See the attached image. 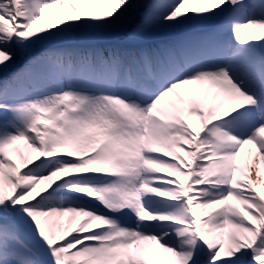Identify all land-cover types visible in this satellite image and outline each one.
<instances>
[{
  "label": "snow or ice",
  "instance_id": "snow-or-ice-1",
  "mask_svg": "<svg viewBox=\"0 0 264 264\" xmlns=\"http://www.w3.org/2000/svg\"><path fill=\"white\" fill-rule=\"evenodd\" d=\"M0 264H264V0H0Z\"/></svg>",
  "mask_w": 264,
  "mask_h": 264
}]
</instances>
